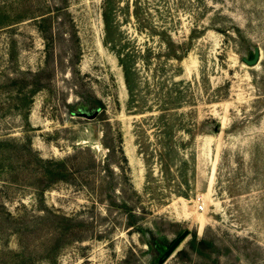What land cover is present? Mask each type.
Returning <instances> with one entry per match:
<instances>
[{
    "label": "rangeland",
    "instance_id": "1",
    "mask_svg": "<svg viewBox=\"0 0 264 264\" xmlns=\"http://www.w3.org/2000/svg\"><path fill=\"white\" fill-rule=\"evenodd\" d=\"M0 264H264V0H0Z\"/></svg>",
    "mask_w": 264,
    "mask_h": 264
},
{
    "label": "water",
    "instance_id": "2",
    "mask_svg": "<svg viewBox=\"0 0 264 264\" xmlns=\"http://www.w3.org/2000/svg\"><path fill=\"white\" fill-rule=\"evenodd\" d=\"M178 243H179V242H177V243L174 244V247H173V249H172L173 251L177 249V247H178Z\"/></svg>",
    "mask_w": 264,
    "mask_h": 264
},
{
    "label": "built area",
    "instance_id": "3",
    "mask_svg": "<svg viewBox=\"0 0 264 264\" xmlns=\"http://www.w3.org/2000/svg\"><path fill=\"white\" fill-rule=\"evenodd\" d=\"M200 208H202V206L200 205Z\"/></svg>",
    "mask_w": 264,
    "mask_h": 264
}]
</instances>
